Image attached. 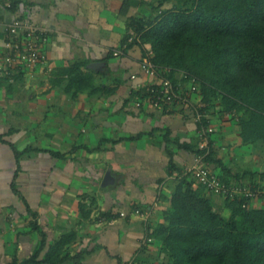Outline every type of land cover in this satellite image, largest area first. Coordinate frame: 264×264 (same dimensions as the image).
<instances>
[{
  "label": "crops",
  "instance_id": "1",
  "mask_svg": "<svg viewBox=\"0 0 264 264\" xmlns=\"http://www.w3.org/2000/svg\"><path fill=\"white\" fill-rule=\"evenodd\" d=\"M157 4L0 0V53L7 49L4 28L15 19L47 32L45 62L0 71V264L46 262L51 251L64 259L48 264H73L69 257L80 251L86 252L80 264H171L150 232L166 221L164 196L195 163L191 147L201 138L191 107L137 105L145 93L137 84L160 79L143 71L142 47H128L137 32L125 38L131 19H146ZM77 63L95 77L93 87L68 88L62 70ZM134 91L140 94L133 97ZM209 117L215 127L210 166L230 181L264 186V152L244 142L240 118L219 106ZM108 170L115 184L104 187ZM205 192L219 212L229 211L224 197ZM68 233L71 241L53 252Z\"/></svg>",
  "mask_w": 264,
  "mask_h": 264
},
{
  "label": "trees",
  "instance_id": "2",
  "mask_svg": "<svg viewBox=\"0 0 264 264\" xmlns=\"http://www.w3.org/2000/svg\"><path fill=\"white\" fill-rule=\"evenodd\" d=\"M167 1L158 0L146 19H131L133 29L125 41L135 31L138 37L128 47L139 44L144 56L152 49L151 59L171 67L173 79L182 70L195 76L207 112L222 107L240 118L245 143L264 140V0H176V5L163 7ZM82 66L77 63L62 70L69 75V89L94 86L95 77ZM136 93L140 94L134 91L133 97ZM209 120L204 118L206 124ZM196 146L191 147L196 154L206 151L199 142ZM213 152L210 149L207 154L208 161L214 160ZM169 166L176 168L173 161ZM177 179L171 194L164 196L166 221L150 232L162 241L171 264H264V196L257 199L262 204L246 196L226 198L229 211L224 213L214 207L192 172ZM82 208L84 216L90 215L92 209L84 204ZM73 234H65L53 252H60ZM85 253L68 257L80 264ZM55 259L51 251L45 261Z\"/></svg>",
  "mask_w": 264,
  "mask_h": 264
},
{
  "label": "built area",
  "instance_id": "3",
  "mask_svg": "<svg viewBox=\"0 0 264 264\" xmlns=\"http://www.w3.org/2000/svg\"><path fill=\"white\" fill-rule=\"evenodd\" d=\"M4 30L8 38L6 51L0 53L1 72L9 73L21 63L28 67H34L46 61L41 45V42L47 39L46 30L28 19H15L6 25ZM115 53L117 54L118 51ZM152 54L153 50L150 49L148 54L142 57L141 67L145 73L157 76L160 80L149 82L144 86L142 82L137 84V89L145 87L144 96L137 99V105L149 104L170 110L173 105L185 104L194 110L195 118L201 124L198 129L201 138L200 147L206 151L196 154L195 163L187 167V172H192L197 182L202 184L208 192L225 199L246 196L257 200L264 196V187L248 182L226 181L221 174L210 166L206 156L213 144L211 136L215 127L211 123L206 124L204 121V118H209V112L206 109V102L197 97L200 88L196 77L182 70L178 71L180 76L171 78L169 74L172 72V68L157 65L151 59ZM136 76V73L132 74L133 78Z\"/></svg>",
  "mask_w": 264,
  "mask_h": 264
},
{
  "label": "water",
  "instance_id": "4",
  "mask_svg": "<svg viewBox=\"0 0 264 264\" xmlns=\"http://www.w3.org/2000/svg\"><path fill=\"white\" fill-rule=\"evenodd\" d=\"M99 65V62H94L92 63L90 66L91 67H97ZM110 184H115V176L112 174V172L110 170H108L105 174V177L103 179L102 185L104 187L110 185ZM36 264H48L46 262H40V263H36Z\"/></svg>",
  "mask_w": 264,
  "mask_h": 264
},
{
  "label": "rangeland",
  "instance_id": "5",
  "mask_svg": "<svg viewBox=\"0 0 264 264\" xmlns=\"http://www.w3.org/2000/svg\"><path fill=\"white\" fill-rule=\"evenodd\" d=\"M253 151L257 152L258 154L263 153L264 152V140H261L255 143L253 147Z\"/></svg>",
  "mask_w": 264,
  "mask_h": 264
}]
</instances>
